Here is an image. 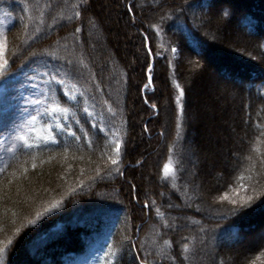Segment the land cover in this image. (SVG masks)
Here are the masks:
<instances>
[{"label":"trees","instance_id":"1","mask_svg":"<svg viewBox=\"0 0 264 264\" xmlns=\"http://www.w3.org/2000/svg\"><path fill=\"white\" fill-rule=\"evenodd\" d=\"M97 5L0 0L10 17L7 71L35 78L46 90L26 134L38 147L21 142L0 173V241L12 238L0 264H139L144 258L147 264H264V0H110L106 13L130 30L122 32L124 48L112 46L113 31L99 20ZM219 21L229 35L241 36L235 44L241 51L218 40ZM209 67L228 83L225 99L232 96L214 107L211 119L236 141L226 149L228 165L204 143L191 147L190 163L183 156L188 138L196 145L187 133V88ZM198 112L203 127L208 112ZM114 139L121 141L117 166L105 163L115 155ZM171 155L174 184L162 172ZM233 189L253 200L220 198ZM53 199L60 207L27 224L25 217ZM209 240L213 251L206 257Z\"/></svg>","mask_w":264,"mask_h":264},{"label":"rangeland","instance_id":"2","mask_svg":"<svg viewBox=\"0 0 264 264\" xmlns=\"http://www.w3.org/2000/svg\"><path fill=\"white\" fill-rule=\"evenodd\" d=\"M94 1L98 2L97 7L99 8L98 10L99 20L106 29H111V31H113L112 39L114 41L112 43V46L116 47L117 45H119L120 47L124 48L125 42H124V38L122 37V32H124V34L126 35L130 32V30H127L122 23H120L122 28L119 29L114 18L111 17V15H109L108 13H106L108 8L110 7V0H94ZM99 12L100 14L102 13V15H100ZM9 23H10L9 15L6 14L5 12L0 11V40H4V32L8 27ZM224 25H225L224 21L223 22L219 21L216 32L218 40L223 42L224 44H227V46H233L237 50L241 51L242 49H240L237 45H235L236 42H238V40L241 39V36L233 32L230 33L229 35L228 30L231 32V29L229 28L228 24H227L228 29ZM93 39L95 41V44L99 41L98 36H93ZM115 42L117 43V45L115 44ZM221 42H219L218 44H220ZM3 52L4 50L0 52V58L2 59H3ZM120 53L122 52L120 51ZM211 70L213 71L212 67L205 69V72L198 79L199 82H196V85L192 83L188 85L187 88V92L189 95L188 121L190 124L187 133L188 135H190V137L196 138V145H194L193 141L189 140L188 138L185 144V149L183 151L184 154L183 156L187 157L185 159H187V162L190 163L191 158L189 152L191 150V147L195 151L197 149L200 150L199 147L200 143H204L205 145L208 146L210 145L212 149L211 154L217 156V158H220L221 162H224L226 165L227 164L225 158V156L227 155L226 149L228 147H232V145L234 146L236 144V141L234 140L230 141L228 139V137L226 136L227 135L226 131L229 130L227 129L225 130V127L223 126V124H221L220 120L211 122V119H214L216 114L213 113L215 112L214 107H216V109L221 108L223 101L224 100L227 102L230 101L229 99H231L232 96L231 94L227 95L225 99L224 93L228 83L225 80L218 79L216 73L211 72ZM45 96H46V90L43 84L41 83V81L32 77H21L19 75H13L11 72L7 71V67L4 68L3 75L0 76V128L5 126V122L7 121L8 118L15 120V126L12 127L10 125L11 130H6L3 133H0V168H4L10 155L21 143L20 141L15 139L17 131H20V129L22 128L21 134L26 135L30 130L33 124V121L30 124L28 123L30 116L33 115L36 116L38 114V112L40 111L41 107L44 104ZM37 100L41 101V103L36 104L35 101ZM198 111L208 112V115L203 119L205 120L206 123L205 125H203V127L202 125H198V123H200L198 122L199 120ZM162 113L164 119H166L164 120L165 122L164 124H167L169 122L168 121L169 109L167 108L166 105L163 107ZM26 124L27 126H25ZM190 128H195V130H192ZM196 128L198 129L202 128V130H200L201 134L199 132L197 133ZM163 142L164 139L163 141H161V145ZM200 155L202 159V157H204L205 154H200ZM156 156H159L158 150L156 151L154 157L149 161L151 162V164L155 162ZM165 165H168L170 169L167 173L165 172ZM186 166L188 171L187 176L191 177L192 176L191 169L188 164ZM162 172H163V177L168 178L172 182V184H174V180L176 177V168H175V158L173 157V155H171V157H168V159L165 160ZM149 174H152V172L150 171ZM187 194L188 193L184 192V196L189 197V195ZM181 196L183 197V194ZM247 197L248 196L247 193H245V191H238L235 189H233L229 193H224L220 195V198L222 200L230 204L232 203V201H236V202L245 201L247 200ZM261 236L262 235H257V237L256 236L255 237L257 239L259 238L261 239ZM206 246L207 247L203 253L206 257L207 256L211 257V252L213 251L212 242L209 240ZM199 264H205V263L202 262Z\"/></svg>","mask_w":264,"mask_h":264},{"label":"snow or ice","instance_id":"3","mask_svg":"<svg viewBox=\"0 0 264 264\" xmlns=\"http://www.w3.org/2000/svg\"><path fill=\"white\" fill-rule=\"evenodd\" d=\"M133 7L134 6H129L128 10L132 11ZM76 15L79 16L80 13L78 12V13H76ZM161 19H163V17H161ZM75 31L76 32H80L81 29L80 28H76ZM5 47H6V38L4 40H0V52H2L5 49ZM172 51L175 52L176 49H172ZM7 66H8V60L0 58V76L3 75V70ZM147 71L150 73L151 68L149 67L147 69ZM51 78H52V80H56L57 79L56 76H52ZM147 80H148V83L144 85L145 88H147L148 85L152 83V77H151L150 74L148 75ZM57 83L63 84V80H57ZM177 88H179V85H177ZM183 94H184L183 90L181 89L179 95L176 97L177 103H179L180 97L183 96ZM35 103L36 104H40L41 101L37 100V101H35ZM152 107H156V106L152 105ZM109 110L111 111V109H109ZM46 111H47V109H46ZM65 111H67V110L65 109ZM36 119H37V116H35V115L30 116V119H29L28 123L30 124L32 121H35ZM5 121H6V119H5ZM76 123L79 124V121H76ZM10 125L12 127H14L15 126V120L11 119V118H8L7 121L5 122V126L0 128V133H3L6 130H11L10 129ZM25 126H27V124ZM92 127H97V125L94 124V125H92ZM57 128H59L61 132L66 133L68 136L73 138V140H75V141L82 140V137L81 136H77L76 132L73 131L72 128L67 126V125H64V126L57 125ZM99 131L103 132L105 130L104 129H99ZM21 132H22V128L20 129V131H17L15 139L20 141V142H22V147L23 148L31 149L33 147H38V145H34V144L30 143L28 137L26 135H24V134H21ZM85 135H87V133H85ZM45 139H48V138H45ZM51 140H52L53 143H57V138H56V136L54 134L51 136ZM64 143H65L66 147H70L71 146V143L69 141H65ZM91 143L92 142L89 140L88 141V146L89 147H91ZM113 144H114V147L112 148V152H114L115 155L114 156L113 155H108L106 160H105V163L110 162V164L112 166H117L118 163L120 162V158H121V141L119 139H114L113 140ZM101 159H104V155L103 154L101 156ZM33 167H35V164H33ZM169 170H170L169 166L165 165V172L167 173ZM4 171H5V168H0V173H3ZM27 171L28 170L25 168L24 172L26 173ZM97 171H99V168L97 169ZM117 171H119L118 168H117ZM108 174H110V170L108 171ZM251 200H253V196L247 197V200L243 201V203L246 204L247 202H249ZM232 203L235 204L236 201H232ZM60 205H61V201L60 200L53 199V200H51L50 202L47 203V206L36 210L35 211V215L32 217V219H28L27 217H25L24 220L27 221V224H35L36 221L41 216H43L44 214H46L48 212H51L52 210L60 207ZM147 206L148 205H145V207H147ZM25 226L26 225L22 222L20 227L15 228V232L19 233L21 228L25 227ZM164 243L165 244H170V241H164ZM10 244H12V238L11 237H8L4 241H0V254H3V252L5 251L7 246L10 245ZM132 246L135 247V245H132ZM185 248H187V245H185ZM261 256H264V252L261 253ZM257 259H260V257H257ZM139 264H147V258L140 259L139 260ZM252 264H256V262L253 261Z\"/></svg>","mask_w":264,"mask_h":264}]
</instances>
